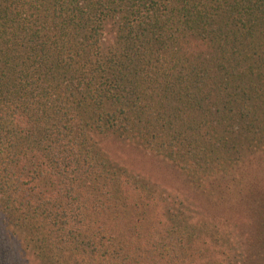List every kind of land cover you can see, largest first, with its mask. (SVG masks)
Segmentation results:
<instances>
[{
	"label": "trees",
	"instance_id": "1",
	"mask_svg": "<svg viewBox=\"0 0 264 264\" xmlns=\"http://www.w3.org/2000/svg\"><path fill=\"white\" fill-rule=\"evenodd\" d=\"M0 214L39 264H264V0H0Z\"/></svg>",
	"mask_w": 264,
	"mask_h": 264
},
{
	"label": "rangeland",
	"instance_id": "2",
	"mask_svg": "<svg viewBox=\"0 0 264 264\" xmlns=\"http://www.w3.org/2000/svg\"><path fill=\"white\" fill-rule=\"evenodd\" d=\"M103 143L109 153L130 170L144 175L149 179L161 181L169 190H179L187 195V189L176 175L166 166L164 161L155 156L141 152L131 143L118 139H104ZM2 215L0 214V218ZM0 259L3 264H39L30 253L24 250L19 236L13 234L5 223H0Z\"/></svg>",
	"mask_w": 264,
	"mask_h": 264
}]
</instances>
